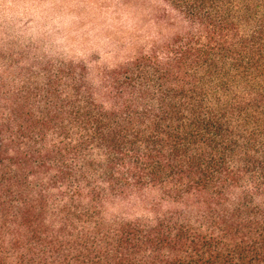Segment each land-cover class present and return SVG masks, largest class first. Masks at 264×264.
I'll list each match as a JSON object with an SVG mask.
<instances>
[{
	"label": "trees",
	"instance_id": "16d2710c",
	"mask_svg": "<svg viewBox=\"0 0 264 264\" xmlns=\"http://www.w3.org/2000/svg\"><path fill=\"white\" fill-rule=\"evenodd\" d=\"M158 2L97 75L3 62L0 264H264V0Z\"/></svg>",
	"mask_w": 264,
	"mask_h": 264
},
{
	"label": "rangeland",
	"instance_id": "374dc122",
	"mask_svg": "<svg viewBox=\"0 0 264 264\" xmlns=\"http://www.w3.org/2000/svg\"><path fill=\"white\" fill-rule=\"evenodd\" d=\"M159 10L158 0H0V73L4 61L22 59L54 67L83 62L93 75L115 68L172 36L158 24ZM143 201L138 197L109 215L151 214L155 201Z\"/></svg>",
	"mask_w": 264,
	"mask_h": 264
}]
</instances>
